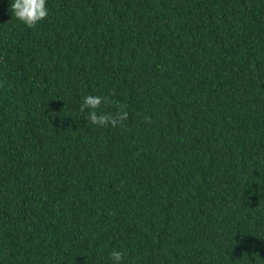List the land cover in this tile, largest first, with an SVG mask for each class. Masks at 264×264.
Returning a JSON list of instances; mask_svg holds the SVG:
<instances>
[{"label": "trees", "instance_id": "obj_1", "mask_svg": "<svg viewBox=\"0 0 264 264\" xmlns=\"http://www.w3.org/2000/svg\"><path fill=\"white\" fill-rule=\"evenodd\" d=\"M46 2L0 0V264H264V0Z\"/></svg>", "mask_w": 264, "mask_h": 264}, {"label": "clouds", "instance_id": "obj_2", "mask_svg": "<svg viewBox=\"0 0 264 264\" xmlns=\"http://www.w3.org/2000/svg\"><path fill=\"white\" fill-rule=\"evenodd\" d=\"M12 12L18 22L33 27L41 20L45 19L49 10L46 0H12ZM102 100L99 96H86L81 105V111L88 109L86 118L94 125L103 126L109 122V117L97 113V109L101 105ZM123 118V117H121ZM115 123V121H112ZM112 264H123L124 253L113 251L111 253Z\"/></svg>", "mask_w": 264, "mask_h": 264}]
</instances>
